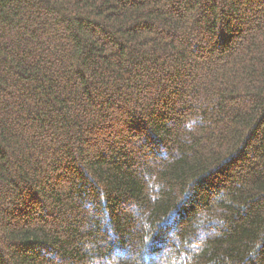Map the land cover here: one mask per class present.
<instances>
[{"label": "trees", "instance_id": "obj_1", "mask_svg": "<svg viewBox=\"0 0 264 264\" xmlns=\"http://www.w3.org/2000/svg\"><path fill=\"white\" fill-rule=\"evenodd\" d=\"M0 264H264V0H0Z\"/></svg>", "mask_w": 264, "mask_h": 264}]
</instances>
